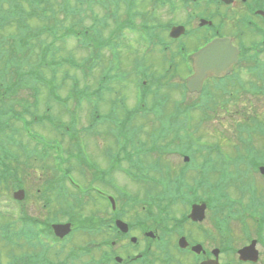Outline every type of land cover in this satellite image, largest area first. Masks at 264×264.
<instances>
[{
    "label": "flooded vegetation",
    "instance_id": "flooded-vegetation-1",
    "mask_svg": "<svg viewBox=\"0 0 264 264\" xmlns=\"http://www.w3.org/2000/svg\"><path fill=\"white\" fill-rule=\"evenodd\" d=\"M155 10L157 17L143 23L145 30L142 34L136 30L138 26L132 27L128 47L135 39L146 37L156 40L164 51L168 49L188 57L214 39L229 38L239 51L238 58L245 52L264 54V0H161ZM179 27H183V31ZM103 103L105 114L116 120L118 112L110 110V102ZM110 128L112 132L100 133L99 143L87 147V151L96 154L104 163V166L98 164L100 174L110 173L113 177L116 161L113 168L105 156H112L115 148L107 138L110 140L112 136L118 146V133ZM120 146L126 157L123 177L133 178L129 166H139L141 159L132 157L133 152L127 144ZM168 170L170 174H164L165 178L154 175L164 183L166 191H145L141 198L126 190L118 191V180L109 179V184L103 187L98 197L94 195V243L85 251L81 264H86L90 255L94 256L95 264H264V223L235 224L220 217L215 222L209 214L210 206L201 222H193L189 217L191 208L169 204L184 202L195 192L174 191L175 183L183 180L174 173L176 169L170 166ZM134 171V178L140 185H147L141 181L148 177L149 171ZM83 177L92 180L95 176L83 172ZM240 211L244 212V208ZM119 219L123 222V229L117 225ZM67 238L49 240L45 231H34L29 237L28 251L33 264H54L49 259L51 249L47 248L48 242L59 251L57 248ZM253 239L259 255L257 263L239 260V251L248 247ZM23 257L20 254L16 264H25Z\"/></svg>",
    "mask_w": 264,
    "mask_h": 264
},
{
    "label": "rangeland",
    "instance_id": "rangeland-1",
    "mask_svg": "<svg viewBox=\"0 0 264 264\" xmlns=\"http://www.w3.org/2000/svg\"><path fill=\"white\" fill-rule=\"evenodd\" d=\"M22 7L24 10H28V6L26 4H22ZM7 9V6L4 8V10ZM55 11H57V5H55L54 7ZM56 16L59 20H62V14L61 13H56ZM62 23H65V24H68V25H71L73 23V20H68L65 22V20H62L61 21ZM45 24H42V23H38L36 21H33L31 23H29V26L31 28V30L33 31H36V29L44 26ZM1 33V36L2 37H5L7 40L9 38H15L19 32L15 26L14 23H9L7 25L6 28H4V30L0 31ZM55 34V32H53ZM52 41V39L50 37H48L47 35H43V34H40L39 36H37V39L33 40L32 43H34L35 45V49L30 51V52H25V56L21 55L20 57L21 58H25V59H21L20 58V61L21 62H26L27 66L24 65V68H26V70L28 69H33V67H38L37 66V63L36 61L39 60L40 58V54H41V51L39 50L40 48V44H49V42ZM12 44V40L11 41H8V44L4 45L3 48L7 51V52H10L9 51V48ZM67 45H70L71 48L68 49L66 48ZM74 43H72V41L70 43H67L65 45L61 44V42H58L57 43V47H61V46H65V50H62L58 56L61 55V57H65L67 55V52L68 51H74L75 53L73 54V57L76 58L77 60H80L82 57H85L86 54L85 53H81V54H78V50L75 49V47L73 46ZM135 45V41H133V46ZM61 50V49H60ZM50 52H53L52 49L49 50ZM77 51V52H76ZM0 53H5L3 52L2 50H0ZM6 54V53H5ZM7 55H9L10 57L12 56L10 53H8ZM57 56V57H58ZM133 55L131 57H128V56H125L124 59L125 60H129L131 61V59H133ZM9 58V57H7ZM3 59V58H2ZM2 59L0 60V68L2 67ZM259 60L262 61V63L264 62V56L261 55V57L258 58ZM155 63V62H154ZM45 65V64H44ZM161 65V67H160ZM43 66V65H42ZM31 67V68H30ZM165 67V65L163 63H161L159 61V63L156 65L155 64V69H153L156 73H161L162 72V69ZM65 68H61L59 72H63ZM39 73H42L44 74V78L47 79L48 78V71H47V68L44 66L43 69H38ZM18 86L21 87L23 82H22V70H18ZM179 73L183 74L184 71H183V68L179 71ZM14 75H11V77H13ZM14 81H16V77L13 78ZM240 80L242 83H247L250 81L249 78H245L243 76L240 77ZM12 81V80H11ZM9 81V82H11ZM53 84H51L49 87L45 86V85H40V86H37V89H38V94L36 95V97H34V94L33 92L30 90V88H24V89H19L18 92H16L14 94V96H10V103H13V104H16L17 102L20 104L21 100H23V102L25 103H32L34 101H37L38 104H39V101L40 102V108L38 106V115L40 117L43 116V112L44 111H41L42 109H46V112H47V108H48V105L46 104V95L48 93V88H52V90L50 91V96H57L56 94V91H55V85L57 83L56 80L52 81ZM244 85H248V84H244ZM249 86V85H248ZM168 89V88H166ZM232 89V88H231ZM69 90V86L66 84L65 87H62L60 88V93H58V96H62V95H65V93H67V91ZM177 91V90H176ZM70 92H72V94H78V89L75 85V82L71 81L70 82ZM237 93H240V95H244L241 97V99L239 100V102L237 103V105H231L229 106V108L232 109H236V110H245V109H249V107H252L251 109L254 111V110H258L260 109V106L262 105V107L264 106V102L263 103H260L259 101H262L261 99H255L254 96H251V95H247L245 93V90L244 89H240L238 90ZM167 94L169 95L170 97V102H173L175 101L174 99H177L178 98V93H176V95H174V99L170 96V93L167 92ZM169 100V99H168ZM197 101V100H195ZM251 104V105H249ZM57 106H59L58 104H55ZM242 106V107H241ZM16 110L18 111H21V107H17L14 106ZM167 108H170L171 107V103L167 104L166 106ZM49 113H51L49 111ZM199 113V112H198ZM196 113V119H198L195 123H194V129L196 128V138L198 139H201L203 142H212V143H216L218 140H221L219 139V136L217 135L216 131H217V127H218V124L219 123H222L223 122V118L221 115L220 117H215V116H212L210 117V119L208 120H203V116L200 115V118H199V114ZM60 117V116H59ZM28 119V118H27ZM64 121H67V116L64 117V118H60ZM187 119L189 120H192L191 119V113H189L188 110H185L183 111L182 113L180 112L179 115H177L176 117V124L177 123H183V122H186ZM228 122H230L229 120H226ZM4 123H8L9 125H11V129L8 131L11 132L13 131L14 128H21L22 130V126L19 122H16V121H11V120H7V119H4ZM146 127H147V130L148 132H150L152 130V128H149L148 126H151L152 123H154L152 121L151 118H146L145 121L142 122ZM41 125H38L36 127V125L33 126V129L36 130V134L38 136V139L41 140L42 142H50L52 141L53 139H57L56 135L54 134H51V133H48V129L47 127H44V123H40ZM169 125L166 121L165 118H161L160 120V123L158 125V128H168ZM155 129V132L156 130ZM234 129H235V124L234 123H231V125L227 126V133H226V138H229V139H234L233 135H234ZM33 130V131H34ZM31 132H32V129H31ZM35 132V131H34ZM143 133H146L145 131H143ZM33 134V132H32ZM20 140L22 142L23 145H28V147H33V145L35 144V142H33L29 137H27V135L25 136L24 133L23 135H20ZM38 140V141H39ZM58 140L64 145L67 143V139L64 138V136L60 135ZM39 141V142H41ZM41 142V143H42ZM196 147H200V145H197ZM38 150H40L42 152V148H37ZM14 153H19L18 149H15V148H12L11 149ZM239 150L237 149H234L232 147V149L228 148H224L223 149V154L226 156V159L229 158L231 160H236L237 159V154H238ZM176 155V154H175ZM96 156V158L98 159V161H100V158L95 154L94 157ZM169 156H173V157H169ZM169 156H165V157H161V161H162V164H167L169 167H173L174 169H178L179 168V165L181 164L180 161L178 160V158L176 156H174V154H171ZM20 159H23V157L20 156ZM180 159H182L180 157ZM43 162L44 161H41L38 157H34V159H30L29 161H26V160H22V166H21V172L20 175H24V176H28V177H25L26 179V184L28 186L29 189H27V193L30 194V193H34L36 191H38L39 189H41V192L43 190L42 188V185L43 183L45 184L46 183V178H45V175H46V169L45 166L43 165ZM220 165V163H219ZM246 170L244 171L246 174H248V167H245ZM158 175L161 177V178H165L164 177V174H162L161 170H158L157 171ZM23 177V176H22ZM24 179V177H23ZM122 180V179H121ZM245 184L247 185L248 183L250 185H252L256 190H258L259 192H262V189L261 187L257 184V182H259L254 176H252L251 174H248L247 175V178H245L244 180ZM138 183V182H137ZM117 185L120 187L119 189L120 190H126V191H129L131 192L132 196H138V197H143L144 196V192L145 191H155L154 188L148 186V185H144L142 184L141 185H134L133 183H130V182H125L124 180H122L121 182H118ZM39 193V192H37ZM234 190H231L229 192V200H234V201H240V198L239 196H235L234 194ZM31 200H27V211L31 214L32 212H34V207H35V204H31ZM31 204V205H30ZM54 205V204H53ZM2 206H4L3 204H0V208H2ZM1 211V209H0ZM37 214V211L35 212ZM76 219V218H75ZM0 261L2 262L1 264H6L7 260H4V259H14L15 258V253H16V247H15V244L12 242V244H5L3 243L1 240H0Z\"/></svg>",
    "mask_w": 264,
    "mask_h": 264
},
{
    "label": "water",
    "instance_id": "water-1",
    "mask_svg": "<svg viewBox=\"0 0 264 264\" xmlns=\"http://www.w3.org/2000/svg\"><path fill=\"white\" fill-rule=\"evenodd\" d=\"M236 52L222 41H215L209 47H207L202 53L199 60L207 61L208 64L201 66L200 63L197 65L198 59L196 60V75L193 76L189 82L190 91H199L203 80L210 75H220L227 73L236 63ZM214 58H208V57ZM225 62L221 58H225ZM224 62H220V61Z\"/></svg>",
    "mask_w": 264,
    "mask_h": 264
},
{
    "label": "trees",
    "instance_id": "trees-1",
    "mask_svg": "<svg viewBox=\"0 0 264 264\" xmlns=\"http://www.w3.org/2000/svg\"><path fill=\"white\" fill-rule=\"evenodd\" d=\"M13 3H16V10L18 14H22L23 11L20 9V3L19 0H12ZM29 4H32L33 0H26ZM43 1V0H40ZM41 4V3H38ZM0 12H1V8H0ZM17 25L18 28L21 30L25 29V22L23 20H19L17 21ZM25 73H23L24 75ZM25 78V76H24ZM27 78V77H26ZM27 80H29L27 78ZM22 88H27L26 86H21ZM15 89H12L11 87H7L2 86L0 88V126H6L8 123H4V119L10 120L13 119V117H15V113L13 111V109H15L14 106L17 105V107L22 106V111L24 113H29L30 114V108L27 105V103L23 102V100H21L20 104L17 102L16 104L10 103V96H14ZM1 136V135H0ZM11 170V169H10Z\"/></svg>",
    "mask_w": 264,
    "mask_h": 264
}]
</instances>
